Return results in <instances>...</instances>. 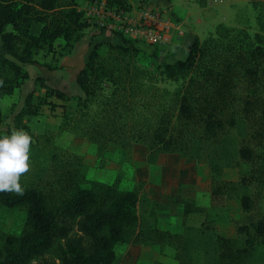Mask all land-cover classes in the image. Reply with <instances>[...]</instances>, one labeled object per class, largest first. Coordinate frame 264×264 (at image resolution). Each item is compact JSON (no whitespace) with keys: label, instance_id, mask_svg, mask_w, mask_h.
<instances>
[{"label":"trees","instance_id":"trees-1","mask_svg":"<svg viewBox=\"0 0 264 264\" xmlns=\"http://www.w3.org/2000/svg\"><path fill=\"white\" fill-rule=\"evenodd\" d=\"M106 3L123 10L131 7L130 0ZM34 24L40 25L37 33L32 32ZM89 26L78 10V0H0V98L11 95L29 79L23 66L35 62L37 51H44L56 40L78 42ZM232 32L219 23L215 37L203 42L194 38L184 60L155 64L156 74L171 81L184 79L183 88L172 94L170 103L158 107L157 89L150 86L144 90L154 77L137 64L140 51L134 41L121 37L123 43L109 44L105 55L94 45L75 77L82 95L77 97L75 115L67 116L65 125L73 120V129L101 150L109 145L126 149L132 142L144 143L149 149V164L162 153L184 152L180 146L185 142L172 133L173 119L183 125L197 121L206 137L215 138L224 129L222 118L233 94L232 60L228 56L234 51L222 42ZM249 48L250 43L237 51L246 50L253 58L255 52L264 60L263 48ZM261 71V65L245 68L252 85L264 79ZM44 85L46 94L66 97L60 90ZM32 100L33 94L29 93L14 117L15 128L28 130L24 117L38 115L40 108L33 106ZM256 102L264 121V96ZM93 105L98 107L96 112L91 110ZM246 106L250 111L252 104L247 102ZM239 153L242 159L252 160L249 148H241ZM46 183L44 187L31 186L17 192L0 191V206L26 209L25 229L19 236H6L0 248V264H113L118 243L159 244L180 236L157 227L140 229L138 189L121 190L117 182L88 180L81 164L72 163L70 168L55 172V178ZM211 192L217 195V190ZM238 200L243 212L252 211L251 197L244 195ZM189 205L184 202L185 213ZM235 229L245 236L243 248L233 249L234 238H223L214 228L221 248L218 258L223 264H241L240 258L251 252L254 240L264 242V217L248 225L236 224ZM51 252L55 258L47 261L45 257Z\"/></svg>","mask_w":264,"mask_h":264},{"label":"rangeland","instance_id":"rangeland-1","mask_svg":"<svg viewBox=\"0 0 264 264\" xmlns=\"http://www.w3.org/2000/svg\"><path fill=\"white\" fill-rule=\"evenodd\" d=\"M78 1V7L84 9L91 0ZM130 2L131 9L138 4H144L169 17L176 16V23L183 32L181 36L183 45L180 47L178 44L179 48L172 56L165 55L160 58L159 50L166 49L169 43L154 46L133 42L140 51L137 64L154 77L147 82L144 90L150 86L157 89V107L170 103L172 94L183 88L184 79L171 81L156 74L155 64L184 60L188 47L184 40L198 38L203 42L214 36L219 23L233 30L231 36L222 39V42L225 48H232L234 53L228 56L225 55L223 48L220 49L224 56L232 60L233 94L230 95L222 118L224 129L218 131L215 138L206 137L204 129L197 121L183 125L173 119L172 133L180 135L185 142L184 146H180L184 152L173 154L194 166L206 164L212 176L211 190H217V195L212 196L211 208L205 215L202 214L208 216V219H205L201 227L200 221H192L193 226H184V230L178 233L180 236L166 238L159 244H153L154 248L144 245H119L115 264H223L218 258L221 248L214 232L215 221L220 222L219 219H223L221 212L230 214L237 209L240 210L238 198L247 195L252 200L253 208L250 213L254 219L264 217V121L260 117V107L256 102L264 96L262 91L264 79L261 78L252 85L245 73L247 66L261 65L262 75L264 60L255 52L253 58L246 50L239 53L237 51L239 47L248 43L249 50L264 49V0H130ZM83 18L85 19L84 13ZM90 22V26L84 29L80 41L56 40L44 51L35 53L37 65L45 67L47 65L54 70L47 72L37 65L25 66L31 80H27L11 95L0 98V133H8L15 128L14 117L29 93L33 94V106L40 108L38 115L24 118V123L28 126L26 131L32 136V141L29 169L20 176L22 190L31 186L44 187L47 181L55 178V172L70 168L72 163L83 166L88 180L106 184L117 182L121 190L132 188L138 189L141 193L143 186L148 182L151 164L149 149L144 143L132 142L126 149L109 145L110 147L101 150L73 129V120L65 125V118L71 114L75 115L77 94L80 89H77L75 82L77 74L74 75V69L69 71L66 65L62 67L63 69H58L59 62L71 64L76 61L79 66L86 61L94 45L101 55H105L109 44L123 43L118 34L101 29L93 24V21ZM39 29L40 25L34 24L32 32L37 33ZM1 52L3 50L0 43ZM241 56H244L242 65L239 63ZM251 61L255 64H251ZM40 74L45 77L43 80L36 79ZM45 82L59 89L66 97L46 94ZM104 90L107 92L108 85H104ZM247 102L252 104L250 111H247ZM91 110L96 112L98 107L93 105ZM244 147L252 151L251 161L241 158L239 151ZM53 156L57 159H53ZM166 163L175 164V160L170 159ZM143 211V203L138 204L139 214ZM25 217L24 207L0 206V248L4 246L6 236L21 235L25 229ZM166 223L167 219L164 218L161 226L169 228V224ZM239 223L238 221L237 224ZM233 225L234 223H231L230 227ZM222 229L229 228L224 226ZM244 239V235L237 234L231 247L243 248ZM45 258L51 261L55 255L51 252ZM240 263L264 264V242L254 240L251 252L240 258Z\"/></svg>","mask_w":264,"mask_h":264},{"label":"crops","instance_id":"crops-1","mask_svg":"<svg viewBox=\"0 0 264 264\" xmlns=\"http://www.w3.org/2000/svg\"><path fill=\"white\" fill-rule=\"evenodd\" d=\"M92 1V0H91ZM86 4V7L83 9L78 7V10L84 13V10L89 6ZM79 5V1H78ZM163 21L169 26L166 29V35L169 40V44L166 49L159 50L160 58L165 55L172 56L175 50L178 47V44L181 47L183 32L180 30L178 23H176V16H170L161 12ZM175 21V22H173ZM180 32V34H179ZM121 38V36H119ZM187 43V52L189 46L192 44L193 40H184ZM118 44V43H116ZM138 48V47H137ZM139 49V48H138ZM38 52V51H37ZM36 52V53H37ZM187 56V55H186ZM35 62L32 64L24 65V69L27 71L25 66H33L37 65L38 60H36L34 56ZM85 62V61H84ZM82 62L79 66L76 61L70 63L59 62L58 69H63V66H67L69 71L71 69L74 71V75L78 73V71L84 65ZM176 61L165 62L172 64ZM77 65V66H76ZM42 68V70H47L50 72L47 65H37ZM60 66V67H59ZM76 68V69H75ZM29 79L31 80V75L27 71ZM37 77V76H36ZM38 77L44 79L43 75H38ZM46 83V82H45ZM47 85V84H46ZM49 86V85H48ZM54 88V87H53ZM57 89V88H56ZM79 89V88H77ZM59 90V89H58ZM81 91L77 96H80ZM26 116L24 118H28ZM110 147V146H109ZM175 160V164L171 163L170 165L166 163L168 160ZM147 184H145L142 188L140 195H138V201L136 204V212L139 217V227L140 229H152L157 227L162 230H167L171 234H177L184 230V226L189 227L193 226L192 221H200V227L205 222V219H208V216H203L209 210L210 202L212 199L211 192V175L209 173V169L206 164L200 165H191L184 159L178 158L173 153H163L159 155L157 161L149 166V178L147 179ZM181 184V186H179ZM130 189V188H128ZM132 189V188H131ZM142 198V201H141ZM239 201V200H238ZM184 202H189V211L185 213ZM143 203L144 211L139 214L138 212V204ZM240 206V204H239ZM251 212V211H250ZM250 212H243L237 209L234 213H225L221 212V216L223 219H219L220 222L215 221V232L223 237V238H235L237 235L235 225L239 221L241 225H248L256 221L254 219L253 214ZM203 214V215H202ZM167 219V223L169 224V228H164L165 226H161L163 219ZM241 219H243L241 221ZM234 223L233 227H230V224ZM224 226H227L229 229H222ZM232 226V225H231ZM174 228V229H172ZM183 228V229H182ZM119 245H135V244H127V243H118L115 245V255L117 256V248ZM153 244L144 245V246H152ZM142 246V245H140ZM159 248V246H158ZM130 249V248H129ZM115 256V261H116ZM115 261L113 264H115Z\"/></svg>","mask_w":264,"mask_h":264},{"label":"built area","instance_id":"built-area-1","mask_svg":"<svg viewBox=\"0 0 264 264\" xmlns=\"http://www.w3.org/2000/svg\"><path fill=\"white\" fill-rule=\"evenodd\" d=\"M84 17L89 23L93 21L97 27L134 42L154 46L169 42L165 33L169 26L163 21L161 12L144 4L123 10L110 7L106 0H92L84 10Z\"/></svg>","mask_w":264,"mask_h":264},{"label":"clouds","instance_id":"clouds-1","mask_svg":"<svg viewBox=\"0 0 264 264\" xmlns=\"http://www.w3.org/2000/svg\"><path fill=\"white\" fill-rule=\"evenodd\" d=\"M32 136L24 128L0 133V191H21L20 176L29 169Z\"/></svg>","mask_w":264,"mask_h":264}]
</instances>
